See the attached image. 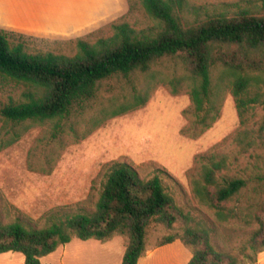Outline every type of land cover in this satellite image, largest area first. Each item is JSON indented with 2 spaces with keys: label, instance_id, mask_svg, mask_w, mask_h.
I'll return each mask as SVG.
<instances>
[{
  "label": "trees",
  "instance_id": "obj_1",
  "mask_svg": "<svg viewBox=\"0 0 264 264\" xmlns=\"http://www.w3.org/2000/svg\"><path fill=\"white\" fill-rule=\"evenodd\" d=\"M260 1L256 11L226 2L124 0L123 13L71 36L0 25V149L42 127L28 154L33 171L51 174L67 146L108 119L144 106L157 83L190 96L181 130L187 137L212 127L227 93L241 121L195 155L186 173L190 196L158 162L137 164L128 156L103 164L86 199L53 207L39 219L0 193V254L20 252L24 264H41L74 238L108 241L122 235V264H138L148 231L158 223L179 228L159 245L181 239L193 250L187 264H247L244 257L255 262L264 250V158L255 151L264 149ZM137 11L149 23L140 25ZM166 64L172 74L164 77L158 67ZM137 74L150 78L147 87L136 84ZM177 191L186 195L184 202ZM240 231L249 236L238 243Z\"/></svg>",
  "mask_w": 264,
  "mask_h": 264
},
{
  "label": "rangeland",
  "instance_id": "obj_2",
  "mask_svg": "<svg viewBox=\"0 0 264 264\" xmlns=\"http://www.w3.org/2000/svg\"><path fill=\"white\" fill-rule=\"evenodd\" d=\"M192 1L226 2L232 4L229 7L232 9L249 6L256 11L262 5L260 0ZM134 16L140 25L149 23L141 11L135 12ZM158 68L164 77L172 74L169 64ZM135 77L139 87H147L151 82L143 74ZM125 92L129 94L130 88ZM190 104L188 94H173L167 86L157 83L144 106L108 119L82 141L67 146L51 174L36 172L28 167L29 150L42 132V127H34L15 144L0 149V193L7 202L33 219H39L53 207L86 199L103 164L128 156L137 164L150 160L158 162L181 182L182 189L190 196L191 187L186 173L193 166L195 155L207 151L241 125L234 97L227 93L221 115L212 127L198 138L187 137L181 130L188 123L183 111ZM262 115L263 109L259 107L258 121ZM255 151L264 158V149ZM177 196L181 203L186 199V195L178 191ZM194 203L197 204L196 201ZM210 213L215 217L213 211ZM178 230V227L168 228L154 223L148 231L147 251L138 264H187L193 250L181 239L159 245L165 236ZM248 232L240 231L238 243L248 238ZM126 244L127 240L122 235L108 241L74 238L42 257L41 264H120ZM244 260L247 264H264V250L256 254L255 262L248 257H244ZM24 263L23 253L0 254V264Z\"/></svg>",
  "mask_w": 264,
  "mask_h": 264
},
{
  "label": "crops",
  "instance_id": "obj_3",
  "mask_svg": "<svg viewBox=\"0 0 264 264\" xmlns=\"http://www.w3.org/2000/svg\"><path fill=\"white\" fill-rule=\"evenodd\" d=\"M124 10V0H0V25L30 33L71 36Z\"/></svg>",
  "mask_w": 264,
  "mask_h": 264
}]
</instances>
